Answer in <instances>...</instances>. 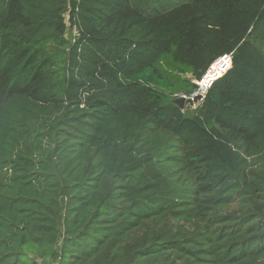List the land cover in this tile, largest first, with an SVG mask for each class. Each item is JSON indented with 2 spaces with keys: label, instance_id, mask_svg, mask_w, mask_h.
Listing matches in <instances>:
<instances>
[{
  "label": "trees",
  "instance_id": "16d2710c",
  "mask_svg": "<svg viewBox=\"0 0 264 264\" xmlns=\"http://www.w3.org/2000/svg\"><path fill=\"white\" fill-rule=\"evenodd\" d=\"M0 264H264V0H0Z\"/></svg>",
  "mask_w": 264,
  "mask_h": 264
},
{
  "label": "built area",
  "instance_id": "2783aa9c",
  "mask_svg": "<svg viewBox=\"0 0 264 264\" xmlns=\"http://www.w3.org/2000/svg\"><path fill=\"white\" fill-rule=\"evenodd\" d=\"M231 66L230 54H223L213 61L200 80L197 81V88L191 94H181L185 98H192L196 94H203L214 80L224 74Z\"/></svg>",
  "mask_w": 264,
  "mask_h": 264
},
{
  "label": "water",
  "instance_id": "95a60500",
  "mask_svg": "<svg viewBox=\"0 0 264 264\" xmlns=\"http://www.w3.org/2000/svg\"><path fill=\"white\" fill-rule=\"evenodd\" d=\"M204 98L203 94H196L192 98H185L184 96H178L173 99V102L181 109H189L194 107L195 104L202 101Z\"/></svg>",
  "mask_w": 264,
  "mask_h": 264
},
{
  "label": "rangeland",
  "instance_id": "374dc122",
  "mask_svg": "<svg viewBox=\"0 0 264 264\" xmlns=\"http://www.w3.org/2000/svg\"><path fill=\"white\" fill-rule=\"evenodd\" d=\"M73 32H75V31L73 30ZM197 104H198V103H197ZM197 104H195V106L193 107L194 109L197 108Z\"/></svg>",
  "mask_w": 264,
  "mask_h": 264
}]
</instances>
